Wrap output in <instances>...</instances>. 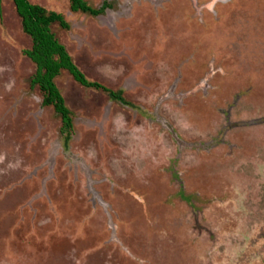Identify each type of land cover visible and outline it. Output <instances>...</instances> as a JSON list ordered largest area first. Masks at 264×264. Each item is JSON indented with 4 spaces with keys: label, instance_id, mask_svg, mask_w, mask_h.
Instances as JSON below:
<instances>
[{
    "label": "rangeland",
    "instance_id": "1",
    "mask_svg": "<svg viewBox=\"0 0 264 264\" xmlns=\"http://www.w3.org/2000/svg\"><path fill=\"white\" fill-rule=\"evenodd\" d=\"M28 1L130 105L61 71L64 149L1 0L0 264H264V0Z\"/></svg>",
    "mask_w": 264,
    "mask_h": 264
},
{
    "label": "trees",
    "instance_id": "2",
    "mask_svg": "<svg viewBox=\"0 0 264 264\" xmlns=\"http://www.w3.org/2000/svg\"><path fill=\"white\" fill-rule=\"evenodd\" d=\"M15 12L21 20L23 32L30 38L31 46L22 51L35 66L29 78L31 88L37 87L41 93L42 106H51L60 119L59 134L63 148L67 149L74 131L72 112L66 106L64 98L55 84V79L61 71L70 74L75 82L85 88L101 90L107 96L120 104L130 105L122 97V91H112L97 82L86 79L80 69L74 64L71 56L60 43L54 32L53 25H58L63 30H69L70 25L63 15L30 3L28 0H10ZM72 12H80L93 17H98L112 8L109 1H102L97 7L90 6L85 0H67ZM1 13V0H0Z\"/></svg>",
    "mask_w": 264,
    "mask_h": 264
}]
</instances>
